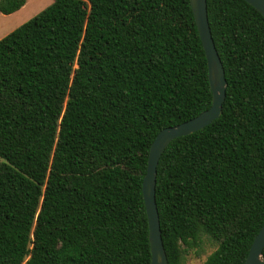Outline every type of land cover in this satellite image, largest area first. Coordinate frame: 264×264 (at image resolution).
Instances as JSON below:
<instances>
[{"label": "trees", "instance_id": "obj_1", "mask_svg": "<svg viewBox=\"0 0 264 264\" xmlns=\"http://www.w3.org/2000/svg\"><path fill=\"white\" fill-rule=\"evenodd\" d=\"M207 3L227 98L159 162L169 264H244L264 227V16ZM212 98L191 0H53L1 39L0 264H151V146Z\"/></svg>", "mask_w": 264, "mask_h": 264}, {"label": "water", "instance_id": "obj_2", "mask_svg": "<svg viewBox=\"0 0 264 264\" xmlns=\"http://www.w3.org/2000/svg\"><path fill=\"white\" fill-rule=\"evenodd\" d=\"M264 16V0H244ZM191 6L199 35L206 53L209 82L213 94L212 106L199 116L162 130L154 140L149 154L147 174L143 182V193L149 223L151 264H169L165 250L160 214L156 199L158 165L169 145L176 139L192 135L219 120L223 115L227 98L226 72L213 37L207 0H191ZM244 264H264V227L256 236Z\"/></svg>", "mask_w": 264, "mask_h": 264}, {"label": "rangeland", "instance_id": "obj_3", "mask_svg": "<svg viewBox=\"0 0 264 264\" xmlns=\"http://www.w3.org/2000/svg\"><path fill=\"white\" fill-rule=\"evenodd\" d=\"M52 3L53 0H27L26 5L15 14L6 16L0 13V40L30 21ZM213 250L212 245L206 240L202 248L198 249V254L195 251H189L185 255L184 264H204Z\"/></svg>", "mask_w": 264, "mask_h": 264}]
</instances>
